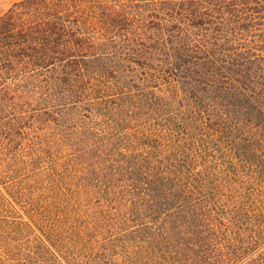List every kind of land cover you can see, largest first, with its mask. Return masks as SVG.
Returning a JSON list of instances; mask_svg holds the SVG:
<instances>
[{
  "label": "trees",
  "instance_id": "16d2710c",
  "mask_svg": "<svg viewBox=\"0 0 264 264\" xmlns=\"http://www.w3.org/2000/svg\"><path fill=\"white\" fill-rule=\"evenodd\" d=\"M0 264H264V0L4 10Z\"/></svg>",
  "mask_w": 264,
  "mask_h": 264
},
{
  "label": "rangeland",
  "instance_id": "374dc122",
  "mask_svg": "<svg viewBox=\"0 0 264 264\" xmlns=\"http://www.w3.org/2000/svg\"><path fill=\"white\" fill-rule=\"evenodd\" d=\"M18 0H0V14Z\"/></svg>",
  "mask_w": 264,
  "mask_h": 264
}]
</instances>
